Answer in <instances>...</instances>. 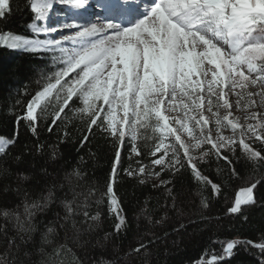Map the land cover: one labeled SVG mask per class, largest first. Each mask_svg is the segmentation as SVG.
Masks as SVG:
<instances>
[{
  "label": "snow or ice",
  "instance_id": "snow-or-ice-1",
  "mask_svg": "<svg viewBox=\"0 0 264 264\" xmlns=\"http://www.w3.org/2000/svg\"><path fill=\"white\" fill-rule=\"evenodd\" d=\"M56 5L76 13L87 9L88 0H27L25 6L33 13L28 28L37 37L44 34V38L4 33L0 34V43L49 55L52 64L59 66L50 75L40 70L41 80L37 84H43L21 105L23 112L17 113V125L23 122L33 135H38L41 116L37 109L43 114L51 106L53 125L59 127L57 121L63 123L69 112H76L87 117L88 133L94 135L93 129L99 130L113 140L112 168L105 191L97 200L101 204L107 198L108 214L115 221L113 233H106L104 240L128 228L117 190L123 168L121 150L127 148L130 161L142 157L144 153L139 151L136 141L149 139L144 135L149 129L159 133V142L153 144L148 154L161 155L147 166L137 159L135 169L130 163L123 171L129 176L144 177L139 179L141 184L149 179L159 181L153 187L164 186L173 207L176 197L167 186L185 171H190L197 183L210 186L213 194H221L222 186L205 176L199 166L207 157L224 161L230 177L237 179L241 177L233 158L238 150L254 169L264 165V0H98V7L118 13L124 22L98 17L95 21L61 20L56 27L46 26L43 22L55 12ZM8 8L9 0H0V17L6 18ZM78 102L82 106L76 108ZM226 131L230 134L225 135ZM18 135L17 130L15 136ZM169 137L171 141L165 143ZM67 138L66 133L64 139ZM88 139V135L83 136V140ZM15 144V138L0 137V157L9 156ZM37 148L43 150L42 145ZM157 166L159 171H155ZM164 172L169 179L162 178ZM81 175L74 170L66 179L71 184L73 177L79 179ZM262 184L264 177L240 187L226 214L247 220L245 208L264 206L256 191ZM54 198L55 193L49 190L44 203H25L22 214L0 210L6 219L15 221L20 240L18 244L17 235L6 238L0 264H22L18 255L20 245L28 243L36 231V212ZM62 203L67 221L77 214L76 207L74 201L65 199ZM201 204L208 206L203 199ZM80 214L86 222L91 221L90 230L101 216L99 211L91 215L86 204ZM55 231L48 228L43 238L45 244H53L48 234ZM158 239L155 234L147 242L139 238L126 257L148 254ZM218 243L221 251L211 254L210 259L206 254L197 264H228L241 247L258 249L259 264H264V239L259 243L240 239ZM41 253L45 254L44 248ZM69 254L70 264H79L67 242L56 243L41 264H65L60 257ZM97 264L111 262L101 260Z\"/></svg>",
  "mask_w": 264,
  "mask_h": 264
},
{
  "label": "trees",
  "instance_id": "trees-1",
  "mask_svg": "<svg viewBox=\"0 0 264 264\" xmlns=\"http://www.w3.org/2000/svg\"><path fill=\"white\" fill-rule=\"evenodd\" d=\"M26 4L27 0H9L6 18L0 17V34L33 37L28 28L33 21V13ZM58 67L52 64L49 55L14 51L0 46V137L16 139L10 155L0 157V210L22 214L25 203H44L49 190L56 197L46 208L36 212V231L31 234L28 243L20 245L18 255L24 264H41L46 259V253H50L56 243L65 242L79 264H97L101 260L111 264H127L129 260L130 264H197L206 254L210 259L211 254L221 251L218 241L240 239L259 243L264 239V206L245 208L247 220L226 214L240 187L248 181L264 177V165L254 169L252 163L238 150L233 158V165L241 177L237 179L230 177L224 161H217L214 156L207 157L206 162H201L199 166L205 176L222 186L221 194H213L210 186L197 183L191 172L185 171L172 178V184L167 186L173 189L176 197L173 207V200L167 195L165 187H153L159 181L149 179L141 184L139 179L144 177L129 176L123 171L130 163L135 169L137 159L147 166L155 158L148 153L157 143L156 135L151 129L147 133L141 129V133L150 137L147 140L138 138L136 141L139 151L144 155L130 161L127 148L121 150L123 168L117 190L127 216L128 228L104 240L106 233H113L115 221L108 214L107 198L101 204H97V200L105 191L112 168L115 152L113 140L99 130L93 129L94 135L88 133L87 117L76 112H69L63 123L57 121L59 127L53 125L54 108L51 106L43 114L37 109V114L41 116L38 135H33L23 122L17 125V113L23 112L21 105L31 99V95L43 84V81L37 84L41 80L40 70L50 75ZM81 106L78 102L75 107ZM50 126L52 131H49ZM17 130L18 137L15 136ZM66 133L68 138L64 139ZM84 135H88L89 139L83 140ZM38 145L43 146L42 151L38 150ZM130 147L131 144H128ZM74 170L82 175L79 179L73 177L70 184L66 177ZM155 171H159V166ZM161 176L165 180L170 178L167 172L161 173ZM256 191L258 198L264 201V184L259 185ZM65 199L74 201L77 211L67 221L64 219L66 213L62 203ZM202 199L208 203L206 208L201 204ZM85 204L91 215L97 211L101 214L100 220L91 230V221L86 222L80 214ZM162 218V223L157 224L156 221ZM14 224L13 219H6L0 214V255L4 254L7 247V237L17 235V243H20ZM49 227L56 229L54 233L48 234L52 245L43 242ZM152 234L159 239L150 246L148 254L126 257L139 238L143 237L147 242ZM41 248L45 249V254L41 253ZM25 252L30 255L25 256ZM60 259L70 264L72 255L61 256ZM259 259L258 249L241 247L235 250L228 264H259Z\"/></svg>",
  "mask_w": 264,
  "mask_h": 264
},
{
  "label": "rangeland",
  "instance_id": "rangeland-1",
  "mask_svg": "<svg viewBox=\"0 0 264 264\" xmlns=\"http://www.w3.org/2000/svg\"><path fill=\"white\" fill-rule=\"evenodd\" d=\"M97 5H98V0H88L87 9L81 10L80 12H76V13L70 12L64 6L56 5L55 6V12L50 13L48 20L43 22V23L46 26L56 27L57 24L61 20H75L76 22L83 23L86 20L95 21L98 17H108L116 23L124 22L121 20L120 15L118 13L112 12L111 16H106L107 9L102 8V7H98ZM38 23H40V22H38ZM30 31L32 32L31 29H30ZM32 34H33V37H31L30 39H35V38L43 39L44 38V34H40L38 37L33 32H32ZM0 46L6 47L2 43H0ZM6 48H9V47H6ZM9 49H12V48H9ZM12 50L20 51L17 49H12ZM172 115H176V114L173 113ZM229 134H230V131L225 132V135H229ZM155 135H156V140L158 143L159 141H158L157 137L159 136V133H155ZM171 139H172L171 137L167 138L165 140V143H169L171 141ZM160 155H161V153H159V152L156 153L155 158L159 157ZM197 155H198V153H197Z\"/></svg>",
  "mask_w": 264,
  "mask_h": 264
},
{
  "label": "clouds",
  "instance_id": "clouds-1",
  "mask_svg": "<svg viewBox=\"0 0 264 264\" xmlns=\"http://www.w3.org/2000/svg\"><path fill=\"white\" fill-rule=\"evenodd\" d=\"M21 262H22V264H24V261L23 260H21Z\"/></svg>",
  "mask_w": 264,
  "mask_h": 264
}]
</instances>
